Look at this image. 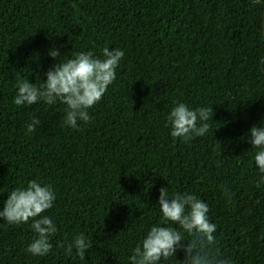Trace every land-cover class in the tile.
<instances>
[{"label":"trees","instance_id":"1","mask_svg":"<svg viewBox=\"0 0 264 264\" xmlns=\"http://www.w3.org/2000/svg\"><path fill=\"white\" fill-rule=\"evenodd\" d=\"M263 9L264 0H0V210L36 179L53 189L44 215L57 227L50 253L34 256L31 221L0 219V264H129L161 224V187L208 205L222 258L264 264V184L249 134L264 126ZM106 47L124 58L79 130L64 125L59 101L13 103L18 81L39 85L60 59H103ZM179 103L212 107L204 136H171ZM33 117L40 124L26 135ZM81 233L92 244L84 260L65 252ZM184 258L180 248L160 264Z\"/></svg>","mask_w":264,"mask_h":264},{"label":"clouds","instance_id":"2","mask_svg":"<svg viewBox=\"0 0 264 264\" xmlns=\"http://www.w3.org/2000/svg\"><path fill=\"white\" fill-rule=\"evenodd\" d=\"M48 55L53 59L60 55L52 49ZM103 59L96 58L92 52L76 53L56 63L46 73V82L30 83L18 81V91L13 103L16 106H30L43 101L53 105L57 101L66 105L64 125L78 129V122L90 123L92 117L88 109L102 99L107 88L116 79V68L124 58L120 49H102ZM264 63V62H262ZM39 79V78H38ZM213 117L212 107L191 110L186 104H177L168 114L167 121L173 138L190 140L194 136L202 137L209 130L208 121ZM40 124L33 117L26 124L25 134L33 133ZM252 148L257 149L254 156L260 176L256 182L259 188L264 184V126H253L249 132ZM56 199L51 185H42L36 179L26 187H17L8 195L0 210V219L9 225L28 224L35 233L26 251L34 256H45L52 250L50 238L57 232L53 220L44 213L53 207ZM158 205L162 214L161 224L152 226L146 238L133 249L129 264H160L162 260L173 258L180 248L185 253L183 264H231L216 249L215 233L217 226L210 222L208 205L195 195L176 194L169 196L168 189L159 190ZM166 224L178 225L179 230ZM185 234L190 239L185 238ZM187 241L186 246L181 242ZM92 247L83 233L77 235L72 243L65 247L68 255L75 254L84 260L85 253Z\"/></svg>","mask_w":264,"mask_h":264},{"label":"water","instance_id":"3","mask_svg":"<svg viewBox=\"0 0 264 264\" xmlns=\"http://www.w3.org/2000/svg\"><path fill=\"white\" fill-rule=\"evenodd\" d=\"M262 33H263V40H264V9H263V13H262ZM263 61H264V57H263ZM262 72H264V69L261 67Z\"/></svg>","mask_w":264,"mask_h":264}]
</instances>
